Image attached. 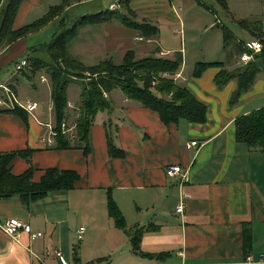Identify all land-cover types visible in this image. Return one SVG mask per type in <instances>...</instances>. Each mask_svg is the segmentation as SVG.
<instances>
[{"label": "crops", "instance_id": "obj_1", "mask_svg": "<svg viewBox=\"0 0 264 264\" xmlns=\"http://www.w3.org/2000/svg\"><path fill=\"white\" fill-rule=\"evenodd\" d=\"M42 1L22 0L13 29L30 24L29 14ZM173 2L168 0L170 5ZM155 17L156 22L142 19L138 23H150L158 29V35L151 39L135 36L134 41L141 38L149 44L147 48L156 47L161 55L159 26L164 20ZM89 26H95L100 36L96 41L90 36L91 44L85 46L96 49L105 46L109 41L107 30L113 24ZM45 29L0 49V73L6 70L0 75L1 90L4 93V89L10 88L18 99L37 105L34 118L26 114V120L0 114V153L34 150L30 165L22 158L12 161L14 175L31 166L36 170L33 180L37 183L46 169H65L77 173L79 182L74 189L48 194L29 207L23 206L18 198L0 200V223L15 218L30 225L32 233H41V237L32 238L20 231L10 238L0 229V264H240L245 252L255 261L264 260V151L249 149L238 143L234 135L236 118L264 108V31L260 28L251 31L253 36L245 41L262 44L260 53L249 51L253 55L248 63L240 61L245 52L241 43L235 44V53L228 60L194 61L189 72L183 49L175 51L171 58L163 57L173 62L177 55L181 56L180 77L175 81L206 106L205 123L180 120L176 125L165 126L157 113L115 89L108 95L113 110L95 116L89 133L91 153L84 156L80 149L57 150L52 148L54 144L43 141L48 132L46 125L54 127L49 81L41 80L46 75L39 73L31 79L16 69L10 70L25 59L31 46L45 44L33 41ZM115 37V51L122 52L121 56L117 58L105 49L98 62L113 57L119 63L123 54L131 50L119 33ZM223 41L226 42L224 34ZM135 55L139 56L137 52ZM26 62L28 67L30 62ZM213 62L223 63V68H207L199 78L192 77L197 63ZM249 65L258 68L256 78L248 91L230 106L237 78L220 89L214 78L221 70H236L237 75ZM75 84L78 82L72 83L67 91L65 124L69 127L75 125L81 91L80 87L74 95ZM107 124L116 129L114 143L124 151L123 159H110L107 154L105 129L110 127ZM193 141L198 146L188 148ZM174 165L188 173L186 183L166 175V169ZM180 196L185 202L183 214L175 212ZM108 197L122 212L127 229H140L138 249L113 224L107 211ZM80 228L83 232L79 239Z\"/></svg>", "mask_w": 264, "mask_h": 264}, {"label": "trees", "instance_id": "obj_2", "mask_svg": "<svg viewBox=\"0 0 264 264\" xmlns=\"http://www.w3.org/2000/svg\"><path fill=\"white\" fill-rule=\"evenodd\" d=\"M130 1L119 0V4H125V8L129 6V13L132 14ZM262 1L264 3V0ZM21 2L22 0H0V49L36 34L58 17L60 19L51 40L27 49L24 58L30 62L29 66L26 65L16 71L25 76L29 75L31 79L43 72L48 76L54 118L52 128L55 133L52 148L63 151L80 149L84 156H88L91 153L89 141L91 125L98 113L113 110V104L108 95L115 89H119L128 99L137 101L145 108L157 113L165 126L176 125L180 120L195 124H203L206 121L205 105L198 102L185 87L178 85L175 81L159 78L162 73L175 75L180 71L182 64L180 55L176 54L173 62L156 55L136 59L134 52L128 50L119 63L110 57L87 66L69 52V45L76 39L79 30L89 25L110 23L114 19H119L126 27L139 31L146 39L158 35V29L155 26L119 16L108 8L68 21V10L78 7L84 1L61 0L59 5L50 7L48 12L38 20L14 30V19ZM224 37L226 39V33ZM154 52L160 53L158 49ZM211 67L223 68V63H197L192 77L199 78L205 69ZM236 72V70L234 72L221 70L214 78V84L219 89L230 79L237 78V89L232 94L230 106L235 104L238 98L251 87L258 68L255 65H249L243 72H238L237 75ZM152 77L159 81L154 87L151 85V80H154ZM74 82L80 84L81 91L77 118L73 126L74 134L71 139L63 134L61 126L67 122V91ZM7 89L15 94L10 88ZM0 99H6L1 88ZM0 114L15 115L23 120L27 118V113L17 106L14 109L0 108ZM107 125L110 126H106L105 129L107 154L110 159H123L124 151L116 147L114 143L116 129L110 124ZM234 125V135L238 143L246 145L251 150L264 151V108L236 118ZM33 152L34 150L26 148L21 151L0 153V200L18 198L23 206L29 207L48 194L72 190L77 181L79 182L77 173L65 171V169H46L37 183L33 180L36 170L31 166L24 173L14 175L11 172L12 161L15 158H22L30 165V156ZM107 211L115 227L123 230L133 243V248L138 249L140 229H127L124 216L111 197L107 200ZM245 256H248V252H245Z\"/></svg>", "mask_w": 264, "mask_h": 264}, {"label": "rangeland", "instance_id": "obj_3", "mask_svg": "<svg viewBox=\"0 0 264 264\" xmlns=\"http://www.w3.org/2000/svg\"><path fill=\"white\" fill-rule=\"evenodd\" d=\"M83 1L87 3L68 10V21L82 15L104 11L111 3L118 7L115 11L113 10L114 13L133 21L140 22L145 19L156 22L157 18L155 16L162 17L164 20V24L159 26L161 32L159 35L160 45H158L162 51L161 55L154 52L156 47L147 48L149 44L146 42L142 40L134 41L135 36L141 35L140 32L126 27L119 19L110 22L114 27H109L107 30L109 41L106 45L103 43L105 46H102V48L98 47L100 50L96 49V46H85V44H91L89 42L90 36L95 41L97 40L100 36L99 30L94 28L95 26L80 29L76 37L78 39L69 45V52L78 56L88 65L96 64L100 60L99 58L103 57L105 49L119 58L122 52L115 51L117 50L114 46L116 42L115 35L119 33L122 37L125 30V36L122 37L123 43L128 45V48H131L134 54L137 52L139 56H143L140 59L157 54L161 57L171 58L174 56L175 51L181 52V49H183L186 58V72L191 71L194 61L228 60L229 55L235 53V44L245 45L247 43L245 41L253 36L250 33L251 31H258V28L264 31V3L262 0H174L171 5L168 0H151L150 4L147 0H131L129 5L134 12L133 15L129 13V6L125 8V4H119V0ZM60 3L61 0L42 1V4L33 13L29 14L28 23L41 17L50 6L59 5ZM175 13L178 14L180 20H178ZM59 20L58 17L45 29L41 36L34 37L33 41H37L36 44L48 43L58 27ZM210 25H212L211 28H209ZM116 27L118 31L115 29ZM224 33L228 36L225 43L223 41ZM229 35L232 37L230 38ZM111 53L108 52L107 55L109 56ZM139 56L135 55L136 59ZM11 69L14 70V68ZM43 74L47 76L45 72ZM46 76L43 75L41 78L44 83L49 81L48 76ZM152 81L154 80H151V84ZM79 91L80 85L75 84V87H73L74 95Z\"/></svg>", "mask_w": 264, "mask_h": 264}, {"label": "built area", "instance_id": "obj_4", "mask_svg": "<svg viewBox=\"0 0 264 264\" xmlns=\"http://www.w3.org/2000/svg\"><path fill=\"white\" fill-rule=\"evenodd\" d=\"M118 7L115 4H111L109 6V10L111 11H115ZM137 40V39H136ZM138 40H142L141 38ZM244 50L245 52L241 55L240 61L241 63H248L249 60L252 59V53H260L262 50V44L258 41H250L247 42L244 45ZM249 51H252L251 54H249ZM27 65V62L25 60H22L20 62V64H18L16 66V71L21 70L23 67H25ZM180 77V75L177 73L175 75H170L168 73H162L161 75H159V78L161 79H171L173 81L177 80ZM154 79V78H153ZM153 83L151 84L152 87L156 86L157 83L159 81H157L156 79H154V81H152ZM176 82V81H175ZM4 95L6 99H0V108L3 109H14L16 106L19 107L20 109H22L24 112H26L28 115L33 116V113L35 112V110L37 109V105L34 102H31L29 100H25V101H21L20 99L17 98V96L11 92L8 89H4ZM53 126L51 125H46V128L48 129L47 135L45 136V139L43 140L46 144H52L53 143V138L55 136V133L53 131ZM62 127V132L63 134H66L69 136V138H73V134H74V127H69L67 126V124L63 123ZM198 146V143L196 141L190 142L188 145V148H192V147H196ZM187 172H183V169L181 166L178 165H174V166H170L166 169V175L169 178H177L179 179L181 184H184L188 181V176H187ZM184 198L182 196H180L179 200H178V204L175 206V212L177 214H183L184 211ZM0 229L7 235L15 238L16 236H18V234L20 233V231L29 234L32 238H38L41 237V233H32L31 230V226L28 224H25L24 222L15 219V218H11L7 221H5L4 223H0ZM83 232V228H80L79 230V239L81 238V233ZM240 264H264V260H258L255 261L253 259V257L251 256H246L244 261L241 262Z\"/></svg>", "mask_w": 264, "mask_h": 264}]
</instances>
